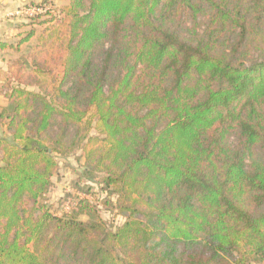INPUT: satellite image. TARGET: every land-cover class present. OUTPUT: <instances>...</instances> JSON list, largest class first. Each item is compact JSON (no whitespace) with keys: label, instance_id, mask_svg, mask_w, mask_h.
<instances>
[{"label":"trees","instance_id":"obj_1","mask_svg":"<svg viewBox=\"0 0 264 264\" xmlns=\"http://www.w3.org/2000/svg\"><path fill=\"white\" fill-rule=\"evenodd\" d=\"M64 1L2 73L0 264H264V0ZM79 151L121 224L47 202Z\"/></svg>","mask_w":264,"mask_h":264},{"label":"rangeland","instance_id":"obj_2","mask_svg":"<svg viewBox=\"0 0 264 264\" xmlns=\"http://www.w3.org/2000/svg\"><path fill=\"white\" fill-rule=\"evenodd\" d=\"M65 1L54 0V4L59 7ZM47 16L39 18V21L46 19ZM37 35L34 37L32 44H34L38 38V35L44 30L45 25L35 24ZM28 47H25L23 52L25 53ZM81 152H77L73 155L62 157L57 156L59 166L56 174L53 177V188L47 195V202L52 206L56 214L61 215L64 212L70 211L74 204L81 198H87L92 203L97 205L101 212V215L109 223L121 224L125 218L116 213L114 205L116 204V196H112L113 204H108L107 191L103 189L102 185L98 182L80 181L78 183V177L81 173L82 166L80 163ZM91 186V192L86 193L88 186ZM86 189V190H85Z\"/></svg>","mask_w":264,"mask_h":264},{"label":"crops","instance_id":"obj_3","mask_svg":"<svg viewBox=\"0 0 264 264\" xmlns=\"http://www.w3.org/2000/svg\"><path fill=\"white\" fill-rule=\"evenodd\" d=\"M33 1L37 0H0V106L7 103L5 90H2L3 71L7 70L11 60L18 56L16 48L24 50L34 39L20 44V40L31 25L24 13H18L22 7Z\"/></svg>","mask_w":264,"mask_h":264},{"label":"built area","instance_id":"obj_4","mask_svg":"<svg viewBox=\"0 0 264 264\" xmlns=\"http://www.w3.org/2000/svg\"><path fill=\"white\" fill-rule=\"evenodd\" d=\"M47 9V7H43V8H25V9H21V11H19L18 13H24L27 15H34V14H39L44 12Z\"/></svg>","mask_w":264,"mask_h":264}]
</instances>
